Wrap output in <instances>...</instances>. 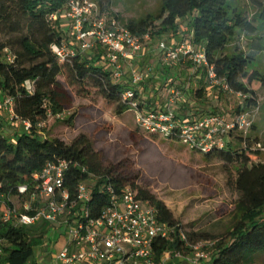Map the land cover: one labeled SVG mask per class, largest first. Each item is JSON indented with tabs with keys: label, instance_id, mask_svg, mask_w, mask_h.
<instances>
[{
	"label": "trees",
	"instance_id": "1",
	"mask_svg": "<svg viewBox=\"0 0 264 264\" xmlns=\"http://www.w3.org/2000/svg\"><path fill=\"white\" fill-rule=\"evenodd\" d=\"M252 1L256 4V12L253 19H248L237 8L236 0H161L156 15L129 21L123 27L137 36L148 34L150 41L165 36L176 38L180 34V22L186 21L193 44L203 49L217 78L245 97L238 106L239 111L233 112L237 114L240 110L257 108L256 91L264 88V74L256 69L255 55H246L238 48L231 53L225 52L239 35L264 31V2ZM67 2L0 0V101H12L17 121L8 123L15 130L6 137L1 117L5 113L0 109V184L10 197H18V187L29 185L32 176L46 164L65 160L70 167L65 184L72 194L79 182L89 179L76 168L85 167L88 173L98 177L90 200L92 218H98L107 205V197L99 191L102 185L110 183L116 191L130 186L137 191L140 201L155 208L159 222L175 228L172 243L157 241L153 244L156 260L168 250L186 255L189 249L181 240L183 231L162 202L138 189L134 181L116 174L113 166L103 165L100 155L92 151L86 138L79 137L67 146L43 134L48 118L62 115L70 106L68 96L57 81L64 69L71 86L91 85L104 100L117 105L118 115L129 110L128 105L121 102L123 92L130 89L129 73L122 82H116L100 49L86 54L76 50L68 62L58 63L52 47L64 42V30L58 21L51 20V16L64 14ZM143 89L147 100L148 95L156 91L149 89L146 83ZM199 96L200 89H197L195 97ZM156 102L157 95L147 101L146 108L161 109L156 107ZM186 102L185 99L177 102L174 111L179 113ZM189 112L185 115L198 114L197 111ZM23 123L28 124L27 129ZM249 133L242 136L232 132L224 149L205 155L208 158L215 154L220 161L237 167L234 189L238 200L234 204L235 223L228 237L214 241L206 235L184 233L192 244L213 240L210 257L204 264H254L256 256L264 255V162H260L261 145L252 143ZM47 229L48 225L41 221L31 227H15L12 223L0 226L2 264H36L35 252L39 248L46 252L48 248ZM170 264L182 262L173 260Z\"/></svg>",
	"mask_w": 264,
	"mask_h": 264
},
{
	"label": "built area",
	"instance_id": "2",
	"mask_svg": "<svg viewBox=\"0 0 264 264\" xmlns=\"http://www.w3.org/2000/svg\"><path fill=\"white\" fill-rule=\"evenodd\" d=\"M64 14L70 28L68 44L75 47L67 46L65 42L53 46L52 52L58 63L63 65L68 62L75 56L76 50L86 54L100 49L102 59L116 82H122L129 73L130 89L123 92L121 102L128 105L138 129L145 134L178 143L201 155L224 149L232 132L248 135L252 121L243 111L192 116L175 112L173 108L187 97L188 88L173 89L165 103L160 104L161 107L158 102L155 103L161 109L148 110L146 103L154 99L151 96L153 92L147 100L143 89L145 77L129 70L131 61L139 57L144 43L148 41V34L137 36L124 27H118L115 20L106 21L100 16L97 6L86 0H68ZM59 17L52 15L51 20L57 21ZM158 52L165 68L188 63L192 67L191 75L203 70L211 87L219 88L240 102L245 99L217 78L203 49L193 44L191 36L169 46L160 43ZM26 88L30 90L28 82ZM0 109L9 122H17L11 100L0 101ZM23 125L28 128L27 123ZM76 168L89 179L79 182L72 194L65 184L70 170L65 160L46 164L32 176L29 185L18 187V197H10L0 184V226L12 223L15 227H31L40 221L46 223V239L50 247L55 248L58 237L61 239L54 259L56 264H170L173 260L182 264H204L208 260L213 243H189L182 232L181 240L189 252L184 255L168 250L156 260L153 244L157 241L172 243L175 228L159 222L155 208L148 202L140 201L137 191L130 186L116 191L110 183L102 185L99 191L107 197V205L98 218H92L90 200L98 177L88 173L85 167ZM3 254L0 240V264Z\"/></svg>",
	"mask_w": 264,
	"mask_h": 264
},
{
	"label": "rangeland",
	"instance_id": "3",
	"mask_svg": "<svg viewBox=\"0 0 264 264\" xmlns=\"http://www.w3.org/2000/svg\"><path fill=\"white\" fill-rule=\"evenodd\" d=\"M86 1L97 6L100 16L106 21L117 18L115 22L118 27L148 15H156L161 4V0ZM236 6L248 19H253L256 4L252 0H236ZM57 21L64 30L65 44L75 47L68 44L70 28L65 14ZM185 26L186 21H181L180 34L176 38L165 36L146 41L139 57L131 61L129 70L145 77L146 86L156 90L151 96L157 95L159 104L165 103L173 89L188 88L187 102L182 104L185 110L179 108L183 116L189 111H197L198 115L207 111L222 115L235 112L241 102L219 88L211 87L203 70L190 76L192 67L188 63L164 69L158 45L165 43L169 46L182 38H189ZM259 36H264V31L241 34L227 46L225 52L231 53L238 48L246 55H255L256 69L264 74V39H258ZM67 76L64 69L57 81L68 96L70 106L62 115L48 118L43 134L67 146L79 137L86 138L92 151L100 155L103 165L113 166L116 174L134 181L138 189L162 202L183 233L206 235L209 240L214 238V241L228 237L235 223L234 204L238 200L234 189L237 167L220 161L215 154L207 158L178 143L145 134L138 129L133 113L128 111L118 115L117 105L104 100L91 85L71 86ZM197 89H200L199 97H195ZM256 94L257 108L244 112L252 121L253 128L249 133L251 142L261 145L260 162H264V88L258 89ZM1 117L4 134L9 137L15 129L8 125L5 114ZM58 240L55 248L46 242L49 248L45 251L50 249L49 253L42 252L40 248L35 252L36 264H56L54 259L59 252L61 239L58 237ZM206 242L213 243V240L199 241L198 244ZM254 264H264V255L256 256Z\"/></svg>",
	"mask_w": 264,
	"mask_h": 264
},
{
	"label": "crops",
	"instance_id": "4",
	"mask_svg": "<svg viewBox=\"0 0 264 264\" xmlns=\"http://www.w3.org/2000/svg\"><path fill=\"white\" fill-rule=\"evenodd\" d=\"M164 69H167V68L164 67ZM164 71L166 72V70H164ZM189 72H190V71H189ZM190 73H191V72H190ZM197 80H199V79H197Z\"/></svg>",
	"mask_w": 264,
	"mask_h": 264
}]
</instances>
